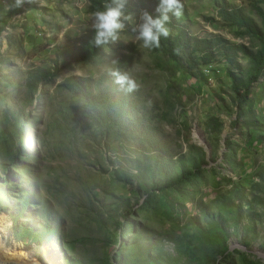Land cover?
Instances as JSON below:
<instances>
[{
	"label": "rangeland",
	"instance_id": "obj_1",
	"mask_svg": "<svg viewBox=\"0 0 264 264\" xmlns=\"http://www.w3.org/2000/svg\"><path fill=\"white\" fill-rule=\"evenodd\" d=\"M181 2L169 37L184 31V51L140 48L133 26L155 0H126L121 37L78 61L64 47L93 34L92 0H0V226L11 258L19 249L28 264H264V187L253 186L264 170V73L248 79L262 41L223 14L240 10L263 30L264 3ZM218 36L236 46L232 61L194 45ZM113 67L137 89L120 91ZM96 82L145 114L180 180L148 193L125 183L145 177L154 152L138 129L95 118ZM231 82L248 93L240 110Z\"/></svg>",
	"mask_w": 264,
	"mask_h": 264
},
{
	"label": "trees",
	"instance_id": "obj_2",
	"mask_svg": "<svg viewBox=\"0 0 264 264\" xmlns=\"http://www.w3.org/2000/svg\"><path fill=\"white\" fill-rule=\"evenodd\" d=\"M264 3V0H260ZM109 2V0H92V9L95 11L101 7L105 3ZM223 14L235 22L246 26L249 30L260 37V41H262V46L259 50L255 53L249 52V59L251 62V71L252 74L249 76V80L256 79L259 75L264 73V12H261V22L263 25V30H260L254 22L246 17L240 10L228 12L223 10ZM94 32V31H93ZM92 35L88 36L87 42L82 43L79 46H66L64 47V54L70 57L71 59L76 60H87L91 54L96 53L97 47H93L90 43L92 39ZM184 31H178L177 34L173 37H169L167 40H161L160 43V50L164 51L166 54L170 56H175L177 52L184 51V47L186 43ZM209 44L216 45L218 51L222 53L225 57H227L228 61H232V54L235 52L236 46L234 44L227 43L223 38L216 37L214 40H207V41H199V44H194L195 47L198 49H202V52H210ZM227 44V45H226ZM231 76V74H230ZM233 77V76H232ZM232 88L237 90L239 86H236V82H231ZM246 84L249 82H245ZM245 84V86H246ZM94 88L97 89L98 96H93L90 94V87L86 85L87 93L89 92L90 98L89 103L93 104L92 108L95 115V118L105 122L108 126L117 127L120 130H125L128 135L133 134L134 129H138V132L142 136L138 138L139 141L145 143L148 148V152H154V155L151 156L147 166L145 167V177L141 175H135V183L133 184L132 180L125 176L124 179L125 183L129 184V186L135 185L136 191H141L143 193H148L151 190H161L166 186V183H173V181L180 180L183 177V169H180V174L177 176L175 173L170 171V168L166 162L163 160L162 152L160 151V146L157 144V140L155 139L154 128L148 124L149 119L144 116L145 114L138 115L134 114L139 108L136 106L133 101L131 102L130 99H117L113 100L109 92L100 89V83L96 82L94 84ZM247 90V89H246ZM237 94V99L235 101L236 108L240 110L242 105H245V101L248 100V93H240L239 91H235ZM91 107V106H90ZM96 112V113H95ZM90 113V112H89ZM133 114V115H132ZM18 122L15 126V135L17 140L21 143L23 132L25 133L27 130L21 124L22 120L20 117L15 118ZM213 119L210 118L206 122V125L212 126ZM215 125H220L217 121ZM23 148L18 147L17 152H22ZM119 172L120 169L118 170ZM117 172V171H116ZM122 173V172H121ZM259 181H256L253 186L264 187V170L258 174ZM260 191H262L261 188ZM234 230L238 231V224H234Z\"/></svg>",
	"mask_w": 264,
	"mask_h": 264
},
{
	"label": "clouds",
	"instance_id": "obj_3",
	"mask_svg": "<svg viewBox=\"0 0 264 264\" xmlns=\"http://www.w3.org/2000/svg\"><path fill=\"white\" fill-rule=\"evenodd\" d=\"M126 0H109L103 7L92 13L94 30L90 41L93 47L102 48L121 37L125 22L131 24V14L125 11ZM18 6V5H17ZM183 5L181 0H155L152 13L143 11L139 22L133 26L134 40L140 48L153 50L160 47L161 40L170 36V22L181 18ZM116 64L115 61H113ZM108 75L112 83L124 93H132L138 87L137 82L119 67H113Z\"/></svg>",
	"mask_w": 264,
	"mask_h": 264
},
{
	"label": "bare ground",
	"instance_id": "obj_4",
	"mask_svg": "<svg viewBox=\"0 0 264 264\" xmlns=\"http://www.w3.org/2000/svg\"><path fill=\"white\" fill-rule=\"evenodd\" d=\"M5 237V232H4V227L0 226V264L3 263V259L1 260V257H7L8 259L12 260L13 264H28L26 262V255L24 254L23 251L19 249H15L16 257L11 258L9 254L4 252L3 244H4V239Z\"/></svg>",
	"mask_w": 264,
	"mask_h": 264
}]
</instances>
